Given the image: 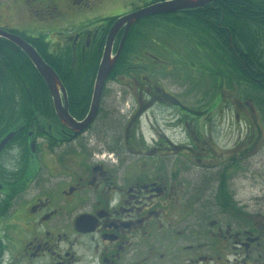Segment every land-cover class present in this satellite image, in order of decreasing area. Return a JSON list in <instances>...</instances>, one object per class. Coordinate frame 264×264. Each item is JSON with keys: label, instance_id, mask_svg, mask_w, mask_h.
Wrapping results in <instances>:
<instances>
[{"label": "flooded vegetation", "instance_id": "1", "mask_svg": "<svg viewBox=\"0 0 264 264\" xmlns=\"http://www.w3.org/2000/svg\"><path fill=\"white\" fill-rule=\"evenodd\" d=\"M160 1L23 0L0 6V28L26 40L37 27L52 49L84 54L119 17ZM115 2L110 16L101 12ZM145 57L153 72L128 85L137 107L150 100L178 113L172 134L149 140L128 126L100 154L90 144L99 114L79 134L55 110L44 124L21 118L0 130V142L14 133L0 151V264H264V215L237 186L264 146L263 97L240 98L236 83L204 95L188 82L205 102L187 105L161 80L166 59ZM227 129L237 140L221 143Z\"/></svg>", "mask_w": 264, "mask_h": 264}, {"label": "trees", "instance_id": "2", "mask_svg": "<svg viewBox=\"0 0 264 264\" xmlns=\"http://www.w3.org/2000/svg\"><path fill=\"white\" fill-rule=\"evenodd\" d=\"M27 38L61 79L70 114L84 119L105 41L82 54L71 47L52 49L46 34ZM147 53L170 61L164 76L183 87L189 82L194 91L210 95V85L213 92L222 84L234 91L236 83L240 98L251 92L262 96L257 102L264 108V0H214L145 17L129 29L110 78L151 75L154 67ZM55 117L51 93L31 59L16 44L0 38V130L21 118H28L29 127Z\"/></svg>", "mask_w": 264, "mask_h": 264}, {"label": "rangeland", "instance_id": "3", "mask_svg": "<svg viewBox=\"0 0 264 264\" xmlns=\"http://www.w3.org/2000/svg\"><path fill=\"white\" fill-rule=\"evenodd\" d=\"M22 3L23 0H0V6L2 4L10 3ZM121 6L120 2L106 5L101 10L106 16H110L115 10ZM25 30H29L32 33L38 32V28L26 27ZM47 41L49 38L47 37ZM168 63V61L166 60ZM163 64L165 69H169L170 64ZM148 76V74H143ZM143 76V78H145ZM131 76H119L113 80L107 82L101 104L100 112L97 120L93 124L92 132L90 136V144L96 147L97 153H106L107 148L111 143L121 139L122 130L125 127L136 130L140 126V131H143L145 139H157L158 135L154 132L157 130H163L167 135L172 134L171 128L174 124L179 122L177 112L171 111L170 108L163 107L158 102L157 104L150 105L147 107L150 100L144 101L141 108L137 107L136 100L137 94L130 88L129 81ZM162 82L165 84L167 89L180 98L187 105H193L199 101H204L201 95L194 93L190 95L186 91L187 88L183 87L182 82L176 81L173 77H161ZM163 84V85H164ZM192 94V93H191ZM193 102V104H192ZM137 104H139L137 102ZM136 105V107H135ZM224 105H221L219 109L222 113ZM218 119V118H217ZM217 124H227V120L216 121ZM122 129V130H121ZM232 131L229 129L225 132V139L221 141L224 143L226 140H237L235 137H229ZM222 135V134H221ZM171 137V135H170ZM255 167L248 176L241 177L238 181L237 186L239 187V197L249 203H253L257 210L264 215V146L257 147V155L254 158ZM251 199L252 201H248Z\"/></svg>", "mask_w": 264, "mask_h": 264}, {"label": "water", "instance_id": "4", "mask_svg": "<svg viewBox=\"0 0 264 264\" xmlns=\"http://www.w3.org/2000/svg\"><path fill=\"white\" fill-rule=\"evenodd\" d=\"M214 0H162L158 3L140 8L127 15L119 17L113 24L106 38L101 61L97 71L91 104L86 117L82 120L75 119L69 112L68 96L66 89L54 69L48 65L38 51L26 40L0 28V37L16 44L31 59L35 68L44 79L53 100V106L60 123L74 131L75 134L85 131L96 120L100 104L106 86L116 62L121 54L124 42L131 26L139 20L153 15L174 13L185 9H193L204 6ZM125 27L120 46L112 57L113 43L121 28ZM10 133L0 142V151L13 137Z\"/></svg>", "mask_w": 264, "mask_h": 264}]
</instances>
